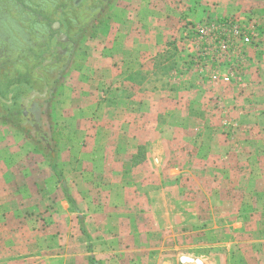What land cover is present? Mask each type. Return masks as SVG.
I'll return each instance as SVG.
<instances>
[{
	"label": "rangeland",
	"instance_id": "rangeland-1",
	"mask_svg": "<svg viewBox=\"0 0 264 264\" xmlns=\"http://www.w3.org/2000/svg\"><path fill=\"white\" fill-rule=\"evenodd\" d=\"M5 1L0 0V72L3 58L29 56L40 40L30 26L34 16L20 4ZM30 1L40 5L47 0ZM131 2L115 0L99 25L78 43L76 55L51 75V93L35 113L41 134L23 117L19 101L10 116L0 105V163L13 166L16 174V186L11 187L15 193L0 196L6 208L0 215V264H90L91 255L100 264H151V254L200 261L195 264H264V0H179L183 10L178 27L169 26L177 29L178 36H172L166 53L150 67L133 72L135 91L124 86L118 92L131 95L146 88L144 83L153 87L159 81H181L187 83L184 87L203 89L201 98L193 97L203 100L190 109L192 119H185L182 129L186 137L182 143L197 153L189 159L195 168L184 172L185 181L122 187L137 200L131 203L134 211L130 205L125 213L144 215L134 219L115 218L114 209L105 211L125 209L116 202L125 198L119 187L95 186L94 180L86 179L84 186L80 180L88 174L98 176L81 162L87 161L81 155L82 134L94 129L95 111L93 100L85 102L82 92H92L93 99L100 79L95 70L100 71L104 54L109 59L116 46L125 50L130 45L124 42L122 47L117 40L126 37L127 22L136 18L123 9ZM226 19L248 31L251 44L225 53L214 36L228 32H213L212 26ZM200 27L206 29L204 35ZM211 86L223 88L229 94L224 96L234 99L205 96ZM85 109L93 116H87ZM173 125L168 120L165 126ZM44 135L47 142L41 139ZM52 158L78 211L50 169ZM8 177L13 178L10 173ZM139 189L141 196L136 194ZM124 231L131 233L123 236ZM132 232L138 233L132 236L136 241ZM149 241L157 246L165 242L169 248L153 251Z\"/></svg>",
	"mask_w": 264,
	"mask_h": 264
},
{
	"label": "crops",
	"instance_id": "crops-1",
	"mask_svg": "<svg viewBox=\"0 0 264 264\" xmlns=\"http://www.w3.org/2000/svg\"><path fill=\"white\" fill-rule=\"evenodd\" d=\"M127 4L123 9L131 11L133 17L136 16V18L132 22H127L128 30L126 32L129 33L126 37L118 39L117 42L122 43V47L124 42L130 43V45L127 44L125 50L116 46V49L112 50L109 55V59L104 54V58L100 61L102 64L99 67L100 71L95 70V74L100 79H98L99 91H94L93 99L89 98L92 92H82V98H86L85 102L87 99L93 100L95 111L94 129L91 131L87 129L82 134L85 146L81 150V155L86 156L87 161L81 162L86 169H94L98 176L92 177L93 174H88V176L85 175V178L80 179L84 182V186H88L85 179L87 181L94 180L95 186L100 184L102 187H119L123 193L125 191L122 187H126L128 190L129 187L134 188L135 185L143 183L147 185H176L186 180L184 172H189L190 168L194 167L189 163V159H194L193 155L195 156L197 153L191 146H188L190 144L182 143L186 140L182 129L186 127L185 119H192L190 109L203 100L202 98L196 101L197 99H193V97L201 98V95L204 94L202 88H191L190 85L184 87L187 86V83L184 84L181 81H170L169 84H166V81H159L154 83L153 87L144 83L146 88L142 86L140 91L131 95L129 93L118 95L124 86L126 89L135 91L133 72L140 69L145 70L155 62L157 57L166 53L164 52L166 43L172 39V36H178L177 29L171 30L169 26L174 24L176 28L178 27L179 16L183 10L179 0H132ZM135 11H139L141 15L137 17L139 13ZM137 26H141V29H137ZM124 73L125 76H123ZM210 89L213 91L212 93ZM206 90L205 96L220 94V100L232 101L234 99L224 96L225 93L229 94L221 87L211 86L206 87ZM90 101L88 104H91ZM188 107L190 115L186 116ZM85 111L87 116H93L88 109ZM168 120L173 122V128L170 127V124V126H165ZM91 157L95 158L94 161ZM203 161L207 162L208 158H204ZM13 171V166L6 167L5 163H0V196L15 193L11 189L12 186H16V174ZM170 171H173L175 176L172 177ZM9 173L12 175V179L8 177ZM34 187L35 184L32 183V188ZM136 194L143 195L142 189H139ZM123 196L125 198L122 199H118L116 196V202L124 204L125 209L119 208L116 211L115 208L109 207L105 208V211L114 209L115 218H143V214L129 215L125 213L126 208H129L131 203H135L137 200L134 199V196L128 197L126 193ZM131 198L134 199V202L131 201ZM1 203L0 215L6 210ZM131 207L134 211V205ZM99 216L101 226L104 227L106 223V220H102L104 212H101ZM130 233L124 231L125 235L123 236ZM135 234L138 235L137 232H132L130 237ZM150 235L153 236V234ZM132 240L136 241V238L132 237ZM149 244V249L153 251L169 248L165 242H158V246L157 242L149 241ZM151 255L149 258L151 264H194L183 263L181 257L170 259L165 254H161L160 257H157L156 254Z\"/></svg>",
	"mask_w": 264,
	"mask_h": 264
},
{
	"label": "flooded vegetation",
	"instance_id": "flooded-vegetation-1",
	"mask_svg": "<svg viewBox=\"0 0 264 264\" xmlns=\"http://www.w3.org/2000/svg\"><path fill=\"white\" fill-rule=\"evenodd\" d=\"M28 1V5L21 0H6L5 2L15 6L20 4L30 15L34 16L30 26L40 38L38 44L30 48L29 57L30 59L33 57L31 62L37 74L31 91L44 93L45 89H48V92L44 99L36 98L31 101L26 116H24L22 99L28 97L31 91L21 98L20 103L23 117H27L37 133L41 134L35 113H37L39 102L46 101L51 93V75L62 70L76 55L78 43L99 25L107 9L113 6L115 0H47L40 5ZM10 101L9 105L15 102L13 97L11 103ZM46 136L41 138L42 141L47 142Z\"/></svg>",
	"mask_w": 264,
	"mask_h": 264
},
{
	"label": "trees",
	"instance_id": "trees-1",
	"mask_svg": "<svg viewBox=\"0 0 264 264\" xmlns=\"http://www.w3.org/2000/svg\"><path fill=\"white\" fill-rule=\"evenodd\" d=\"M31 59L29 56H25L16 60L10 57L3 58V64L1 65L2 71L0 72V105L2 109L6 113H8L9 116L14 113L16 107L18 106V101L20 102L21 98L25 96L28 91H31L37 79V74L34 70L35 66L32 65L33 63L31 62ZM10 67L14 69L13 72ZM15 67L19 70L17 69L18 71H15ZM20 69L23 71H21ZM10 94H13V99L15 101L12 105L8 104L10 100ZM56 141L58 140L56 139ZM48 155L51 156L52 152L49 151ZM49 166L53 174L62 184L67 201L72 205V207H74L76 211H78L77 202L74 200L68 190L67 183L64 181L63 172L60 169L57 160L55 158H52L49 163ZM82 232L83 234L87 235V231L83 225V222ZM89 261L90 264H100V262H98L93 255L90 256Z\"/></svg>",
	"mask_w": 264,
	"mask_h": 264
},
{
	"label": "built area",
	"instance_id": "built-area-1",
	"mask_svg": "<svg viewBox=\"0 0 264 264\" xmlns=\"http://www.w3.org/2000/svg\"><path fill=\"white\" fill-rule=\"evenodd\" d=\"M219 29L228 32V34L225 32H219V35L215 33L214 36L215 40L219 41L220 47L224 50L225 53H228L230 51H236L239 46L243 47L251 44L252 42V37L250 33L248 31H245L242 27L238 25V23L233 20L226 19L224 21L218 22L217 25L212 26L213 32H216L215 30ZM198 31L202 35L207 32L204 27H200Z\"/></svg>",
	"mask_w": 264,
	"mask_h": 264
},
{
	"label": "water",
	"instance_id": "water-1",
	"mask_svg": "<svg viewBox=\"0 0 264 264\" xmlns=\"http://www.w3.org/2000/svg\"><path fill=\"white\" fill-rule=\"evenodd\" d=\"M47 92H48V89H45L44 93H40L38 91L33 90V91H31V93L29 94L28 97L22 99L23 108H24V116H26L28 113L27 108H28L29 104L31 103V101H33L36 98L44 99L46 97ZM9 97H10V100H11L10 103H11L13 95L11 94ZM181 260L183 263L188 262V263H194L195 264V263L200 262V261H196L192 258H188V257H181Z\"/></svg>",
	"mask_w": 264,
	"mask_h": 264
}]
</instances>
